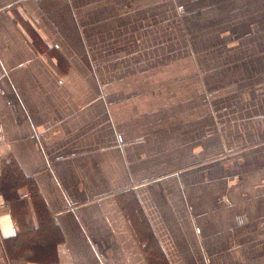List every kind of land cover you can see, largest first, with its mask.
Listing matches in <instances>:
<instances>
[{
    "label": "crops",
    "instance_id": "1",
    "mask_svg": "<svg viewBox=\"0 0 264 264\" xmlns=\"http://www.w3.org/2000/svg\"><path fill=\"white\" fill-rule=\"evenodd\" d=\"M145 4L0 0V175L32 193L6 200L60 264H150L149 228L168 264H264V2Z\"/></svg>",
    "mask_w": 264,
    "mask_h": 264
},
{
    "label": "trees",
    "instance_id": "2",
    "mask_svg": "<svg viewBox=\"0 0 264 264\" xmlns=\"http://www.w3.org/2000/svg\"><path fill=\"white\" fill-rule=\"evenodd\" d=\"M4 167L0 175V192H3L7 200H16V189L25 186V178L19 167L11 161H4ZM38 228L21 232L16 238L6 240L8 254L17 259L30 254V259L39 264H60L57 258L56 247L62 238L56 230L53 220L46 218ZM149 228V227H148ZM147 232V229H146ZM148 243L146 256L150 264H168L167 258L152 235L150 228L147 232Z\"/></svg>",
    "mask_w": 264,
    "mask_h": 264
},
{
    "label": "rangeland",
    "instance_id": "3",
    "mask_svg": "<svg viewBox=\"0 0 264 264\" xmlns=\"http://www.w3.org/2000/svg\"><path fill=\"white\" fill-rule=\"evenodd\" d=\"M142 2L146 3L145 6L147 5H152L151 1H156V0H141ZM264 0H255V2H260ZM200 13H203V11H200ZM264 14V13H263ZM206 15H208V11L206 10ZM253 25V29H257L259 30V32L256 34V36L254 37V41L253 43L260 41L262 39H264V15L263 16H259V19H256L252 22ZM257 24V25H256ZM249 30V29H248ZM208 38V40L206 41V44H214L219 42V38L218 37H213L212 36H206ZM216 44V45H217ZM186 57V58H185ZM172 61L167 68L169 69V76L171 77V79L178 81V83L175 84V86H177L179 89H181L182 87H185V91L183 93H185L188 89H189V84H190V75H191V62L188 58L187 53L186 54H181V55H174L172 56V58L168 61L170 62ZM176 62V63H175ZM195 63V68H194V72L195 75H200L202 76V72L199 69V66L196 62V60H194ZM193 72V73H194Z\"/></svg>",
    "mask_w": 264,
    "mask_h": 264
},
{
    "label": "clouds",
    "instance_id": "4",
    "mask_svg": "<svg viewBox=\"0 0 264 264\" xmlns=\"http://www.w3.org/2000/svg\"><path fill=\"white\" fill-rule=\"evenodd\" d=\"M16 195L21 201L31 200L32 193L27 186L16 189ZM33 225L38 227L34 220ZM21 232V225L12 212L9 201L3 192H0V240L15 238Z\"/></svg>",
    "mask_w": 264,
    "mask_h": 264
},
{
    "label": "built area",
    "instance_id": "5",
    "mask_svg": "<svg viewBox=\"0 0 264 264\" xmlns=\"http://www.w3.org/2000/svg\"><path fill=\"white\" fill-rule=\"evenodd\" d=\"M0 139H1V137H0Z\"/></svg>",
    "mask_w": 264,
    "mask_h": 264
}]
</instances>
